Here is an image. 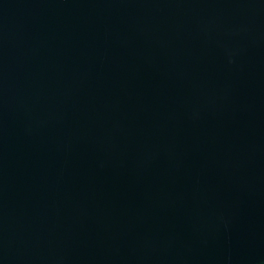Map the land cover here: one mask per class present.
Wrapping results in <instances>:
<instances>
[{"label":"water","instance_id":"obj_1","mask_svg":"<svg viewBox=\"0 0 264 264\" xmlns=\"http://www.w3.org/2000/svg\"><path fill=\"white\" fill-rule=\"evenodd\" d=\"M0 264H264V0H0Z\"/></svg>","mask_w":264,"mask_h":264}]
</instances>
